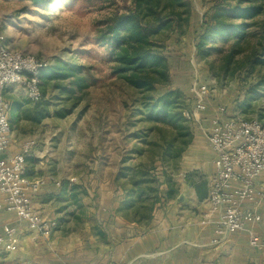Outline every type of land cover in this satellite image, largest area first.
Returning <instances> with one entry per match:
<instances>
[{
    "label": "rangeland",
    "instance_id": "374dc122",
    "mask_svg": "<svg viewBox=\"0 0 264 264\" xmlns=\"http://www.w3.org/2000/svg\"><path fill=\"white\" fill-rule=\"evenodd\" d=\"M218 1L190 0V17L183 34L166 30L161 36L169 63L170 82L168 88L157 86L153 96L157 97L167 89L178 90L174 111L183 121L180 113L191 100L192 84L208 82L211 98L215 102L223 103L230 112H238L244 118L257 119L261 114L260 122L263 123L264 89H255L253 85L264 76V66L247 67L242 63L253 43L236 53L228 65L229 41L215 38L210 42L213 49L209 55L199 57L196 54L195 43ZM131 6L132 0H45L39 5L31 0H0V20L13 48L31 53L51 66L75 65L76 72L86 79L87 86L81 90L67 79L46 83L44 106L52 113L59 110L69 113L46 118L47 123L37 129L40 138L56 134L51 140L63 146L74 136L78 145L85 146V153L87 146L91 160L100 157L110 166L116 162V191L118 188L123 191V185L126 186L128 181L124 169L139 164L147 167L156 180H163L165 173L169 181L176 184V178L182 173L185 150L194 133L190 123L184 121L189 134L182 128L180 131L185 134L180 135L170 124L147 119L139 109L141 93L126 85L123 78L113 71L110 49L95 38L109 16L126 13ZM70 88H74L73 93ZM9 114L14 115L12 111ZM189 137L190 142L183 145ZM56 156L62 154L52 155L53 158ZM91 169L89 173L100 178L97 188H103L101 181L108 177L112 169L98 168L96 173H92L95 171ZM74 186L76 200L67 197L63 190L65 186L61 187L58 212L65 211L68 205L72 210L62 212L59 220L70 225H90L92 230H97L99 223L91 215V205L86 198L95 194L92 187L88 186V194L84 188ZM158 194L162 197L160 190ZM119 196L108 203L113 205L115 213L123 214L126 220L132 219L130 214L124 216L125 210L120 208L125 195ZM139 225L144 226L145 223Z\"/></svg>",
    "mask_w": 264,
    "mask_h": 264
},
{
    "label": "crops",
    "instance_id": "0c3cea01",
    "mask_svg": "<svg viewBox=\"0 0 264 264\" xmlns=\"http://www.w3.org/2000/svg\"><path fill=\"white\" fill-rule=\"evenodd\" d=\"M0 34L4 35L6 44L15 49L1 20ZM4 97L14 115L7 113L11 143L2 156L17 153L21 143L27 139L35 140L24 175L29 180L43 182L34 196L33 207L44 218L55 219L58 225L49 238L37 239L30 234L25 221L13 213L0 211V232L5 224L16 226L19 232L16 250L0 252V264H264V244L259 247L250 244L252 239H264V203L254 208L258 216L255 222L214 242L217 215L210 214L206 197L209 180L214 173L215 153L204 130L209 128L216 107L225 105L215 102L211 94L206 110L198 114L199 121L189 122L194 133L183 156L182 173L176 178L177 196L165 198L167 187L162 184V197L151 220L144 226L115 213L113 205L108 203L123 194L120 188L116 191L114 187L116 162L110 166L100 157L91 160L87 146L85 153V146L78 145L74 136L63 146L51 140L56 134L40 138L37 129L47 123L46 118L39 122L33 120L35 104L26 98L24 91L19 87H9ZM227 110L228 114L238 113ZM55 153L62 156L53 158ZM108 167L112 170L108 169V177L101 181L103 188H97L100 178L89 170L92 168L95 171L92 173H96L98 168L105 170ZM64 168L65 171H61ZM65 184L68 186L65 188L67 197L71 193L70 186L78 185L88 194V186L92 187L95 194L86 198L90 201L87 203L91 205V215L99 223L97 230H92L90 225L58 223L62 212L72 210L68 205L65 211L58 212V198Z\"/></svg>",
    "mask_w": 264,
    "mask_h": 264
},
{
    "label": "trees",
    "instance_id": "16d2710c",
    "mask_svg": "<svg viewBox=\"0 0 264 264\" xmlns=\"http://www.w3.org/2000/svg\"><path fill=\"white\" fill-rule=\"evenodd\" d=\"M44 1L31 0L36 5ZM217 4L204 22L195 43L197 56L209 55L213 49L210 42L219 38L221 41L230 42L226 63L228 65L236 53L253 43L242 63L247 67L264 66V0H219ZM189 15L190 0H132L131 8L126 13H114L109 16L95 37L99 43L110 49L114 61L113 71L123 78L126 85L141 93L139 109L146 118L170 124L180 135L189 134L188 126L184 124L189 122L183 116V112L191 109L192 94L190 102L180 113L183 122L174 111L179 91L167 89L157 97L153 96V92L157 86L168 88L170 82L169 63L163 51L164 40L161 36L166 30H171L170 32L173 31L177 35L183 34ZM40 79L43 95L45 85L50 80H71L78 90L87 86L85 77L76 72L75 65L69 67L50 65L41 72ZM259 87L264 89V76L253 85L255 89ZM70 91L73 93L74 88H70ZM34 104L35 122L50 116L62 117L69 113L64 110L50 112L49 108L44 106V99ZM257 119L260 121L262 115L260 114ZM182 128L186 129L183 134L180 131ZM189 142L190 137L184 140L183 145ZM124 170L127 172L125 177H128V181L126 186L123 185L125 198L121 200L120 208L125 210L124 216L132 215L130 220L138 224L144 222L146 225L161 199L158 194L160 186L166 185L164 196L167 199H174L178 191L175 184L169 181L167 174L163 173V180H156L143 164ZM63 186L66 188V184ZM75 189L76 186L71 187L69 197L76 200Z\"/></svg>",
    "mask_w": 264,
    "mask_h": 264
},
{
    "label": "built area",
    "instance_id": "2783aa9c",
    "mask_svg": "<svg viewBox=\"0 0 264 264\" xmlns=\"http://www.w3.org/2000/svg\"><path fill=\"white\" fill-rule=\"evenodd\" d=\"M49 66L31 53L10 48L0 34V211L13 213L25 221L28 231L37 239L49 238L58 224L55 219L44 218L33 207L34 196L43 182L29 180L24 175L35 140L22 142L17 153L1 155L11 143L7 116L10 104L4 92L9 87H19L30 102L43 100L40 75ZM191 93L192 107L183 116L188 122H198V114L206 110L209 86L196 82ZM204 132L215 153L206 203L210 214L217 215L214 242H218L258 218L254 208L264 201V124L255 118L228 114L226 106L218 105ZM18 244V228L3 225L0 252H12ZM250 244L259 247L264 239H252Z\"/></svg>",
    "mask_w": 264,
    "mask_h": 264
}]
</instances>
